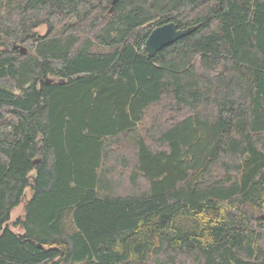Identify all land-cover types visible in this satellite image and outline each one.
<instances>
[{
  "label": "trees",
  "instance_id": "obj_1",
  "mask_svg": "<svg viewBox=\"0 0 264 264\" xmlns=\"http://www.w3.org/2000/svg\"><path fill=\"white\" fill-rule=\"evenodd\" d=\"M112 1L0 0V264H264V0Z\"/></svg>",
  "mask_w": 264,
  "mask_h": 264
},
{
  "label": "water",
  "instance_id": "obj_2",
  "mask_svg": "<svg viewBox=\"0 0 264 264\" xmlns=\"http://www.w3.org/2000/svg\"><path fill=\"white\" fill-rule=\"evenodd\" d=\"M117 0H113L111 3V8L109 12L113 10V6ZM197 26H191L185 29H179L178 26L174 23H167L161 26L154 28L149 34L146 42L145 49L149 57H154V55L165 48L168 45L175 43L181 38L191 34L196 30ZM48 82V80H47ZM39 161H34V164Z\"/></svg>",
  "mask_w": 264,
  "mask_h": 264
},
{
  "label": "rangeland",
  "instance_id": "obj_3",
  "mask_svg": "<svg viewBox=\"0 0 264 264\" xmlns=\"http://www.w3.org/2000/svg\"><path fill=\"white\" fill-rule=\"evenodd\" d=\"M45 31H46V28H45L44 26H41V27H39V28L37 29V32H38L39 34H41V35H43V34L45 33ZM30 176L33 177L34 174L31 173ZM119 187H120V186H119ZM117 189L119 190L120 188H117ZM30 195H31V194H30V190L27 189L26 192H25L24 199H23L21 205H20L18 208H16V209L12 212L11 217H10V222L8 223V225L11 227V229H12L11 223L14 222V221L16 220L17 217L23 215V203H24L25 200H28V199L30 198ZM13 231H15V232H17V233H21V232H22V231H20V230L17 229V228H13Z\"/></svg>",
  "mask_w": 264,
  "mask_h": 264
}]
</instances>
